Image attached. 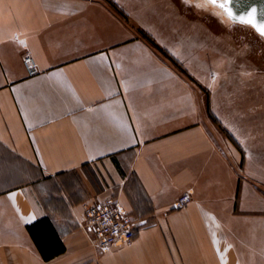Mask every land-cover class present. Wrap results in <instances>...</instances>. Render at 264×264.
Listing matches in <instances>:
<instances>
[{
	"label": "crops",
	"instance_id": "crops-1",
	"mask_svg": "<svg viewBox=\"0 0 264 264\" xmlns=\"http://www.w3.org/2000/svg\"><path fill=\"white\" fill-rule=\"evenodd\" d=\"M181 1L235 26L203 0ZM174 8L0 0V264H253L261 246L264 257L263 144L256 152L249 127L223 118L230 109L207 69L215 45L190 39L206 28L182 27L170 44ZM27 51L40 68L32 76ZM106 197L139 226L132 244L102 251L82 220ZM44 216L66 246L50 260L28 229Z\"/></svg>",
	"mask_w": 264,
	"mask_h": 264
},
{
	"label": "rangeland",
	"instance_id": "rangeland-1",
	"mask_svg": "<svg viewBox=\"0 0 264 264\" xmlns=\"http://www.w3.org/2000/svg\"><path fill=\"white\" fill-rule=\"evenodd\" d=\"M175 1L176 8L169 10L173 15L169 16L168 23L174 24L177 30L173 34L169 31L170 44L178 43L181 33L186 34L183 30H189L191 25L206 28V33L191 32L190 39L198 40L199 37L215 45L214 52L208 53L207 69L216 81V88L222 90V104L227 107L226 111L230 109V114L223 118H235L241 127L248 126L245 135L256 143V152H261L257 143H262L260 147H264V37L252 26L238 23L231 27L213 11L204 13L183 5L181 0ZM225 18L231 22L228 17ZM165 24L160 18V31ZM256 233L259 238L256 245L261 246L262 226ZM258 249L261 250L262 246ZM258 249L253 264H264V257Z\"/></svg>",
	"mask_w": 264,
	"mask_h": 264
},
{
	"label": "built area",
	"instance_id": "built-area-1",
	"mask_svg": "<svg viewBox=\"0 0 264 264\" xmlns=\"http://www.w3.org/2000/svg\"><path fill=\"white\" fill-rule=\"evenodd\" d=\"M24 65L29 76L40 71L38 62L30 51L24 55ZM191 200L192 194L186 192L180 196L177 206L184 207ZM82 226L93 244L105 251L119 241L127 245L132 244L139 224L137 218L116 199L106 197L86 206Z\"/></svg>",
	"mask_w": 264,
	"mask_h": 264
},
{
	"label": "trees",
	"instance_id": "trees-1",
	"mask_svg": "<svg viewBox=\"0 0 264 264\" xmlns=\"http://www.w3.org/2000/svg\"><path fill=\"white\" fill-rule=\"evenodd\" d=\"M145 36L152 43H156L148 34L145 33ZM28 229L44 259L50 260L66 250L64 241L49 216H44L29 224Z\"/></svg>",
	"mask_w": 264,
	"mask_h": 264
},
{
	"label": "snow or ice",
	"instance_id": "snow-or-ice-1",
	"mask_svg": "<svg viewBox=\"0 0 264 264\" xmlns=\"http://www.w3.org/2000/svg\"><path fill=\"white\" fill-rule=\"evenodd\" d=\"M231 0H203V3L197 4V7H204L211 5L214 8L222 10L229 19L239 22L240 24L252 26L261 36H264V22H258L256 18V9L253 8L246 15H238L234 13L231 7H229ZM185 3H189V0H185Z\"/></svg>",
	"mask_w": 264,
	"mask_h": 264
},
{
	"label": "water",
	"instance_id": "water-1",
	"mask_svg": "<svg viewBox=\"0 0 264 264\" xmlns=\"http://www.w3.org/2000/svg\"><path fill=\"white\" fill-rule=\"evenodd\" d=\"M229 7L238 15H246L255 8L257 21L264 22V0H231Z\"/></svg>",
	"mask_w": 264,
	"mask_h": 264
},
{
	"label": "flooded vegetation",
	"instance_id": "flooded-vegetation-1",
	"mask_svg": "<svg viewBox=\"0 0 264 264\" xmlns=\"http://www.w3.org/2000/svg\"><path fill=\"white\" fill-rule=\"evenodd\" d=\"M231 21H232V20H231ZM232 24H233V25H236V24H238V23H237V22H234V21H232Z\"/></svg>",
	"mask_w": 264,
	"mask_h": 264
}]
</instances>
